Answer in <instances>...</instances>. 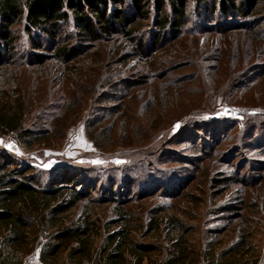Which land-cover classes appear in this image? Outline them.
Segmentation results:
<instances>
[{"label": "rangeland", "instance_id": "374dc122", "mask_svg": "<svg viewBox=\"0 0 264 264\" xmlns=\"http://www.w3.org/2000/svg\"><path fill=\"white\" fill-rule=\"evenodd\" d=\"M199 12H188L181 35L151 52H134L131 42L123 47L122 41L104 40L67 62L28 60L32 45L16 26L18 45L0 62V97L12 104L15 99L14 105L23 102V129L57 130L45 142L28 144L21 130L0 132V160L27 170L40 185L66 168L83 191L92 187L95 197L121 199V205L82 202L62 217L65 223L104 222L122 206L132 229L129 240L151 245L143 264L165 256L177 238L196 253L212 242L216 253L235 240L240 227L250 231L240 247L244 256L264 250V111L253 108L264 104V76L259 75L264 21L258 30L253 19L236 18L231 26L215 17L208 29ZM151 16L158 17L153 6ZM151 22L144 27L152 31L143 38L146 44L154 33ZM68 25L61 31L75 39ZM121 53L127 56L119 60ZM235 71L251 78L255 90L240 96ZM140 75L147 82L130 87ZM102 77L108 80L100 82ZM59 107L66 116L52 120ZM220 177L227 178L212 186ZM160 190L183 195L155 196ZM227 205H237L236 210H223ZM170 216L180 225H172ZM24 264H41L38 250Z\"/></svg>", "mask_w": 264, "mask_h": 264}, {"label": "trees", "instance_id": "16d2710c", "mask_svg": "<svg viewBox=\"0 0 264 264\" xmlns=\"http://www.w3.org/2000/svg\"><path fill=\"white\" fill-rule=\"evenodd\" d=\"M151 6L158 17L151 16ZM198 9L200 12L197 15H204L207 22L204 26L208 29L214 27L211 21L215 17L225 24L231 23V26L237 24L236 18L253 19L252 24L257 29L264 21V16L260 15L264 11V0H0V62L5 56L10 57L18 45L20 33L16 26L20 27L32 45L28 60L42 63L50 58L67 62L82 53L83 48L104 40L114 43L122 41L123 47L131 42L134 52L140 49H148L149 52L156 50L171 38L181 35L187 26L188 12L196 15ZM150 20L154 33L149 44H146L143 38L151 36L152 31L144 27L147 22L149 25ZM66 24L72 25L75 39H70L72 35L62 33ZM224 29L226 27L220 30ZM46 39H50L49 47L43 46ZM112 46L117 47L115 51L120 49L119 45ZM44 50L49 51L48 54ZM126 56L121 53L118 59L122 60ZM262 68L259 75L264 76ZM243 75L238 71L232 75L237 78L240 96L248 93L249 89L255 90L251 86L254 81L250 82L251 78L244 80L246 76ZM256 75L254 73L253 76ZM145 77L140 75L137 80L131 79L130 87L136 82L145 84ZM231 78L226 81L227 85ZM107 80L108 77H102L99 81ZM223 96L222 100L227 102L228 95ZM13 102L15 104V99ZM14 104L0 97L1 133L21 130L28 144L30 140L45 142L57 131L47 128L34 133L23 129V102ZM253 108L264 111V104ZM61 116L65 117L66 113L59 107L52 120ZM68 170L61 169V173L50 177L45 185H40L38 179L27 174V170L11 167L8 161L0 160V264H24L36 250L41 264H143V252L151 245L139 246L129 240L132 229L127 225L122 206L115 211V218L104 222L99 218L64 222L62 214L82 202H85L83 206H87L90 202L117 204L121 201L113 195L95 197L89 191L92 187L83 191V184H76V179L70 176ZM225 178H214L212 186H219ZM159 186L162 188L160 183ZM174 194L166 195L160 190L155 196L169 198ZM178 194L183 195L180 190ZM147 196H139L137 200H145ZM236 206L222 208L232 211L236 210ZM87 214L82 218L87 217ZM169 220L172 225H180L173 216ZM154 221L151 216L148 225L151 226ZM114 224L118 225V229L109 230ZM249 235L250 231L240 227L235 240L216 253L212 250V242L196 253L177 238L165 256L148 260L146 264H264V250L259 255L248 257L244 256V252L241 253L240 247Z\"/></svg>", "mask_w": 264, "mask_h": 264}]
</instances>
